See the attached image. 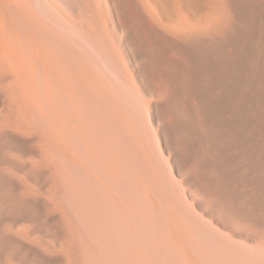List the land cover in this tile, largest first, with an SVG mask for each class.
<instances>
[{
	"label": "bare ground",
	"instance_id": "obj_1",
	"mask_svg": "<svg viewBox=\"0 0 264 264\" xmlns=\"http://www.w3.org/2000/svg\"><path fill=\"white\" fill-rule=\"evenodd\" d=\"M263 122L264 0H0V264H264Z\"/></svg>",
	"mask_w": 264,
	"mask_h": 264
},
{
	"label": "rangeland",
	"instance_id": "obj_2",
	"mask_svg": "<svg viewBox=\"0 0 264 264\" xmlns=\"http://www.w3.org/2000/svg\"><path fill=\"white\" fill-rule=\"evenodd\" d=\"M207 12L211 13V11H209V10H207ZM263 124H264V122H263ZM262 228H264V227L262 226ZM263 230H264V229H263Z\"/></svg>",
	"mask_w": 264,
	"mask_h": 264
}]
</instances>
